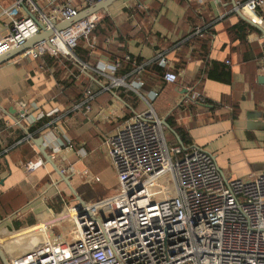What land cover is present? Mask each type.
Returning a JSON list of instances; mask_svg holds the SVG:
<instances>
[{
  "label": "crops",
  "instance_id": "obj_1",
  "mask_svg": "<svg viewBox=\"0 0 264 264\" xmlns=\"http://www.w3.org/2000/svg\"><path fill=\"white\" fill-rule=\"evenodd\" d=\"M14 1L0 0V8H9ZM243 1L235 0L236 4ZM34 2L48 12L45 6L54 0ZM107 5L106 10L97 11L101 21L91 39L96 49L90 61L96 63L85 64L86 74L81 69L95 94L88 109L70 111L77 95L58 86L55 68L42 59L18 56L0 65V234L5 237L65 208L61 195L58 198L55 188L47 186L44 166L25 170L26 162L43 159L35 144L37 138L44 140L52 134L66 137L73 150L62 151L54 161L83 202L106 198L117 184L106 139L133 114L145 110L147 103L162 121L171 117L185 134V141L179 144L165 129L168 142L184 150H207L228 176L245 178L252 174L246 165L264 163V39L258 30L249 32L243 42L228 34V28L240 21L231 0H114ZM84 7L80 16L91 6ZM29 8L14 9L11 15L29 16ZM10 23V17H0V37L9 32ZM160 55L166 67L156 60ZM123 58L135 65L132 72L118 73ZM212 61L230 66L229 84L203 79L206 63ZM154 62L163 69L160 75L147 70ZM60 65L57 60V67L63 69ZM100 66L106 67V75L100 73ZM166 71L177 76L176 82L164 81ZM107 76L122 78L125 85L111 88ZM82 77H75L77 86ZM137 78L143 83L144 89L139 91L147 103L130 89L137 86ZM193 92L204 96L203 105L192 101ZM22 113L26 118L17 124ZM40 115L49 122L34 135L28 134L27 129L41 120ZM230 162L236 165L233 172ZM96 188L106 190L104 197H97Z\"/></svg>",
  "mask_w": 264,
  "mask_h": 264
},
{
  "label": "built area",
  "instance_id": "obj_2",
  "mask_svg": "<svg viewBox=\"0 0 264 264\" xmlns=\"http://www.w3.org/2000/svg\"><path fill=\"white\" fill-rule=\"evenodd\" d=\"M99 1L54 0L45 6L48 12L34 0H15L11 7L0 8V17L11 19L9 32L0 37V56L53 29L47 40L36 42L19 58L36 61L47 54L75 59L73 49L79 40H88L101 19L97 12L80 17L81 8ZM23 6L30 7L29 16L13 18V10ZM237 8L264 29V0H245ZM156 60L167 66L161 55ZM80 65L84 72L87 66ZM105 68H99L103 75ZM107 77L111 88L125 85L122 78ZM163 79L174 83L177 76L166 71ZM136 84L130 89L146 102L139 91L141 79ZM94 96L85 90L84 99L70 111L88 109ZM191 99L205 103L200 92H193ZM25 118L20 114L16 123ZM43 144L53 160L73 150L66 137L54 134ZM105 144L117 191L93 202L75 201L58 215L10 236L0 234L8 264H264V169L233 178L207 150L169 145L162 120L149 103ZM43 165L39 157L26 162L25 170Z\"/></svg>",
  "mask_w": 264,
  "mask_h": 264
},
{
  "label": "trees",
  "instance_id": "obj_3",
  "mask_svg": "<svg viewBox=\"0 0 264 264\" xmlns=\"http://www.w3.org/2000/svg\"><path fill=\"white\" fill-rule=\"evenodd\" d=\"M101 21V20H100ZM99 23L98 22L94 28V30L92 31V33L90 34V36L88 37V40H79L78 44L76 45V47L73 49V55L74 58H66L63 56H56V57H49L47 56V54L42 58L43 63L45 62L47 66H53L56 70L55 72V78L57 80V84L58 86H60L62 88L63 91H72L71 93L77 95V98L74 100V102H76L75 104L81 102L84 99V92L85 90H90L89 89V84L90 81L87 79L86 77V72H82L81 70V65H79L78 61L84 63V64H90L89 62H91L90 60L91 58V52L96 49L95 46H93L91 44V39L93 37L94 34H96L98 32L99 29ZM228 34L234 39V40H238L240 42L246 41L247 37L246 35L249 32H257V29L252 27L250 24L246 23L245 21H243L242 19H240V21L234 25L228 28L227 30ZM201 32H199L200 34ZM202 50H206V46L202 45L201 46ZM97 51V50H96ZM57 60L60 62L61 60L64 62V65L67 66V68L63 67V69L61 67H57ZM123 58V62L120 64V66L118 65L117 68L120 67V69L118 70V73H125V72H132L134 70V66H132L133 64L131 62H126ZM44 63V64H45ZM96 61L93 63V66L95 65ZM61 64V62H60ZM122 64H124V69L122 67ZM132 64V65H131ZM151 67L152 68H148L147 70L152 71L154 73H156L157 75H160V73L162 72V68L158 66L157 62H154ZM46 66V67H47ZM62 66V65H60ZM116 68V69H117ZM62 69V70H61ZM65 70L70 71L71 73H68V75H64L62 74L63 72H65ZM137 72V71H136ZM135 72V75H136ZM203 73V79H209V80H213L216 82H220V83H225V84H229L232 80V74H231V68L229 65H226L225 63H221V62H209L206 63L205 69L202 72ZM82 77V81H81V85L79 84L77 86L76 81L77 79L75 77ZM131 76V74H130ZM86 79V81H85ZM141 89H144V87H142ZM128 96H133L132 93H128ZM134 97V96H133ZM136 97H134L135 99ZM217 107L216 105H214L213 108ZM233 119H235V110L234 113L232 114ZM49 122V118H41V120L37 123H35L33 126H30L27 131L28 134H32L34 135V132L38 129H40L41 127L45 126L47 123ZM166 122L175 129V131L177 132V134L180 137L181 141H185V134L183 133V131L181 129H178L173 120L171 119V117H168L166 119ZM50 127V126H48ZM1 152V150H0Z\"/></svg>",
  "mask_w": 264,
  "mask_h": 264
},
{
  "label": "water",
  "instance_id": "obj_4",
  "mask_svg": "<svg viewBox=\"0 0 264 264\" xmlns=\"http://www.w3.org/2000/svg\"><path fill=\"white\" fill-rule=\"evenodd\" d=\"M112 1L114 0H100L97 4L92 5L87 11L86 13H83V16H86L90 13L93 12H97L99 10H106L108 6L107 4H110ZM231 5L233 7V10L235 13L238 14V16L240 17V19H242L243 21H245L246 23L250 24L252 27L256 28L259 32H261L263 39H264V29H262L260 26H258L257 24H255L252 20H250L248 17H246L242 11H240L237 8V4L235 2V0H231ZM82 17V16H80ZM74 20H71L69 22L64 23L61 27L57 28L55 27V30H59L62 29L66 26H68L69 24H71ZM53 29L51 30H46L43 31L41 34H38L36 36L31 37L30 39H28L25 43L24 46H22L19 49L16 50H12L9 52H6L4 54H2L0 56V65L10 61L14 58H16L21 52H23L24 50L30 48L31 46H33V44H35L36 42L40 41V40H47L48 37L53 33ZM262 76H260L258 78L259 82L262 81ZM162 124L164 126L165 129H167L169 132H171L172 134L175 135L176 140L178 141L179 144H181V140L179 138V136L175 133V131L167 124V122L165 120L162 121ZM35 144L39 150V152L41 153L44 161L46 164L50 165V167L56 172V174H58V176L60 177V180L67 186V188L69 189V191L72 193V195L75 197V201L78 203H83V200L80 198V196L76 193V191L72 188L71 183H70V178L68 176H65L57 167V165L55 164L54 160L52 159V157L50 156V154L47 152L46 147L43 144V139L42 138H37L35 140ZM0 261L2 262V264H8L7 259L5 258L2 250L0 249Z\"/></svg>",
  "mask_w": 264,
  "mask_h": 264
},
{
  "label": "rangeland",
  "instance_id": "obj_5",
  "mask_svg": "<svg viewBox=\"0 0 264 264\" xmlns=\"http://www.w3.org/2000/svg\"><path fill=\"white\" fill-rule=\"evenodd\" d=\"M61 65L62 67H65L67 68V66L64 65V62L61 60ZM93 63L94 62H90V66H93ZM62 70V69H61ZM86 72V71H85ZM57 81V80H56ZM64 96V95H62ZM66 96V95H65ZM64 96V97H65ZM169 138V137H167ZM174 143H170L169 141V145H173ZM49 153V151H47ZM233 155H230L229 159L231 160V157ZM235 159V157H234ZM55 162V161H54ZM44 164H45V161H44ZM55 164L57 165L58 169L63 172L61 170V166L59 167V165L57 164V162H55ZM230 164L232 165V167H230V170L232 171L233 170V167L236 166L234 165L233 163L230 162ZM257 165V166H256ZM46 169H47V175H46V184L47 186H50V189H53L55 188L56 192L58 193V198H60L59 196L61 195V198H63V201L64 202H61V204H63V207L65 205V207L69 206L70 204H72V202L74 201V198L73 196L71 195L69 189L67 188V186L60 180V177L58 176V174H56V172L50 167V165L46 164V165H43ZM249 167V170L251 171L252 174H258L260 173L263 169H264V163H257V164H251V165H246ZM65 168V167H64ZM233 172V171H232ZM231 172V173H232ZM234 174V173H232ZM66 175V174H64ZM67 176V175H66ZM247 177V176H246ZM235 178H240V177H235ZM71 186L72 188L75 190L74 186L72 185L71 183ZM97 186H100V185H97ZM117 184H116V188L115 186L111 189L112 193L111 194H114L116 191H117ZM96 187V186H95ZM76 191V190H75ZM96 193H97V197H104L105 195V192L106 190L102 189V188H99L97 190L96 188ZM110 194V195H111ZM106 197V196H105ZM65 209V208H64ZM57 227H55V231H57Z\"/></svg>",
  "mask_w": 264,
  "mask_h": 264
}]
</instances>
